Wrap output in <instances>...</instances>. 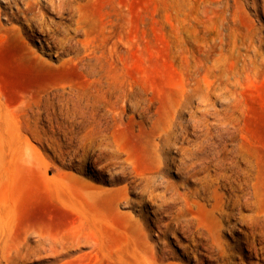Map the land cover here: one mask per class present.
<instances>
[{
	"label": "rangeland",
	"instance_id": "1",
	"mask_svg": "<svg viewBox=\"0 0 264 264\" xmlns=\"http://www.w3.org/2000/svg\"><path fill=\"white\" fill-rule=\"evenodd\" d=\"M263 4L0 0V264H264Z\"/></svg>",
	"mask_w": 264,
	"mask_h": 264
},
{
	"label": "bare ground",
	"instance_id": "2",
	"mask_svg": "<svg viewBox=\"0 0 264 264\" xmlns=\"http://www.w3.org/2000/svg\"><path fill=\"white\" fill-rule=\"evenodd\" d=\"M220 1V0H219ZM230 1V0H229ZM235 1V0H234ZM43 2L48 6V7H50L51 9H53V10H56V9H59L60 8V5H61V2H63V0H43ZM225 2V1H224ZM222 3V2H221ZM226 3V2H225ZM234 3H236V2H234ZM237 3H239L238 1H237ZM263 3H264V0H263ZM33 4H36L37 5V2H32V1H29V2H27V3H25V5H26V7L23 9V10H19L18 12L19 13H21L22 15H24L25 14V12L27 11V9H29L31 6H33ZM40 3H38V5H39ZM233 4V3H232ZM216 5V4H215ZM238 5V4H237ZM220 6V5H219ZM228 5H226V7H227ZM232 6V5H231ZM37 7V6H36ZM208 7V6H207ZM236 7H238V6H236ZM206 8V7H205ZM211 8H213V7H211ZM234 8V7H233ZM239 8V7H238ZM204 9V8H203ZM214 9H215V7H214ZM217 9V8H216ZM215 9V10H216ZM220 8H218L217 10H219ZM240 9V8H239ZM261 9H262V11L264 12V4L262 5V7H261ZM207 10H209L208 8H207ZM216 10V11H217ZM236 10V9H235ZM257 10V9H256ZM46 11V10H45ZM237 11H239L238 9H237ZM208 12V11H207ZM212 13H213V11H211ZM223 12H225V11H223ZM236 12V11H235ZM235 12L233 13V14H235ZM259 11L257 10L256 11V13H258ZM216 13V12H215ZM222 14H225V13H222ZM206 16V15H205ZM43 19V18H42ZM223 22V21H222ZM39 27H40V25H38ZM41 29V28H40ZM222 31V30H221ZM223 40V39H222ZM221 41V40H220ZM223 42V41H222ZM221 42V43H222ZM224 44V43H223ZM213 46V45H212ZM215 47V46H214ZM216 48V47H215ZM214 48V49H215ZM220 51H221V49H220ZM205 53V52H204ZM203 53V54H204ZM221 53V52H220ZM223 53V52H222ZM214 54V51H212V49L210 50V51H208V54H206L203 58H201V60L199 61V59L197 60V61H199L198 62V64L196 65L197 66V68L195 69V70H193V68H192V73H193V81H194V84H193V91L195 92V94H200V95H203V96H210V93H213V94H220L221 93V91L223 90V88H221V86L219 85H217L216 87H214V86H211L210 84H208V83H205L204 81H203V79H200L199 78V76H198V74H199V68L201 67V66H203L204 65V63H207L208 62V59H211L210 58V56L212 57V55ZM220 56V55H219ZM214 57V56H213ZM251 57V56H250ZM212 60V59H211ZM216 60V59H215ZM249 60V59H248ZM196 61V62H197ZM214 61V60H213ZM218 63V62H217ZM219 64V63H218ZM206 65V64H205ZM194 66V65H193ZM207 66H209V65H206V67ZM209 67H211V66H209ZM208 68V67H207ZM209 70V69H208ZM207 70V71H208ZM212 70V69H211ZM219 70V69H218ZM201 73V72H200ZM202 74V73H201ZM240 79V78H239ZM223 81V80H222ZM237 82V81H236ZM230 84V83H229ZM230 88V87H229ZM196 106V105H195ZM212 107V106H211ZM183 120V119H182ZM186 121V120H185ZM192 122V121H191ZM186 128V127H185ZM144 129V128H143ZM140 130V129H139ZM172 130L173 129H171V127H170V129L169 130H167V131H165V135H164V138L161 136L160 137V140H161V142L160 143H158V144H155V148H159L160 146L161 147H166V149H170L171 147H176V148H179V149H182L180 146H178V144H177V141H173V140H171V135H168V134H170L171 132H172ZM141 132V131H140ZM157 141V140H156ZM185 152V151H184ZM167 159V161L165 162V161H159V164L157 165V167H156V170H155V172H153L152 173V175L153 174H155V173H161L162 171H164L165 170V168H167V167H169V166H172V164L171 163H168V161H170L168 158H166ZM191 168V167H190ZM176 169V168H175ZM125 174V173H124ZM126 177V176H125ZM146 177V176H145ZM120 179H122V180H124V177L122 176ZM158 180V179H157ZM159 182V181H158ZM160 183V182H159ZM164 185V184H163ZM166 186H164V188H165ZM147 188V187H146ZM169 188V187H168ZM102 225H104V223H102ZM108 230H109V228H108ZM32 232H33V230H32ZM70 232V231H69ZM71 233V232H70ZM98 233L101 235H104L105 233H104V231H103V229L101 228V227H99V230H98ZM122 237H123V239L125 240V242L128 244V245H130V237L128 236V234H127V232H124L123 234H122ZM86 239V238H85ZM84 239V241H82L81 243H76V245H74V244H69V245H67V244H62L61 245V243H60V241H57V240H51V239H47V238H44V237H41L40 238V240H39V245L37 246V247H40L41 245H44V244H47L48 246H49V248L50 249H53V248H59L58 250H53L54 252H58L59 251V253H61V252H63V251H65V250H70V249H75L76 247H79V245H81L82 244V246L81 247H90L92 250H97V248H98V250H102L103 249V245L101 244V243H94V244H92V243H90V241H88V240H85ZM80 241V240H79ZM56 243L58 244L59 243V245L60 246H57L56 245ZM27 250H29V251H33V249L32 248H27ZM253 251H255V250H253ZM96 254V253H95ZM253 254V253H252ZM97 255V254H96ZM161 255V254H160ZM154 261V260H153ZM140 264H154L153 262H152V260H147V259H144L143 261H140Z\"/></svg>",
	"mask_w": 264,
	"mask_h": 264
}]
</instances>
